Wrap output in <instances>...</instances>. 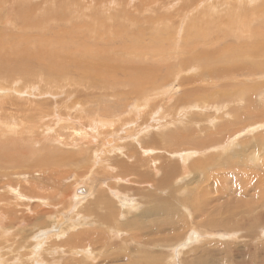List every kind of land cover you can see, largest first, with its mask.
Wrapping results in <instances>:
<instances>
[{
    "label": "rangeland",
    "instance_id": "rangeland-1",
    "mask_svg": "<svg viewBox=\"0 0 264 264\" xmlns=\"http://www.w3.org/2000/svg\"><path fill=\"white\" fill-rule=\"evenodd\" d=\"M186 1L190 0L152 1L156 3H150L151 0H0L2 264H66L72 256L60 254L59 249H65L68 243H76L79 239L85 240L86 235L95 233L98 227L101 231H106L98 225L100 218L97 216V212L106 214L105 201L113 206L115 211H120V223L128 222L135 215L142 220L140 227L143 230L136 232L135 241L143 243L147 238H151V242L157 244V240L166 238V241L169 240L167 242H171L168 247L163 242V249L158 244L152 246L153 257L150 263L158 259L159 253L163 255L166 251L167 264H175L171 259L177 264H264V90L262 94H258L256 90L249 92L250 88L260 87L264 81V49L260 52L262 54L252 51H248V54L236 50L226 54L220 50L205 56L199 52L200 55L196 56L198 60L194 58L190 63L184 50H181L183 54L179 53L187 43L177 37L179 33L186 38L185 29L183 30L185 26L181 29V22H188L187 35L190 36L187 38L191 40L188 43L192 44L196 32H192L195 29H190L189 25H195L196 14H206L211 6L222 14L226 6H223V0H208L210 3L199 4L198 12L194 14L192 7L197 0H192L187 13L183 8ZM210 16L211 13L204 16L203 22H208L207 18H211ZM254 21L252 26L257 28L254 34L258 33L257 37L260 39L254 37V40L250 39L249 42L248 39L246 42V38L243 40L244 34L241 39L246 44L243 41L240 43H250V46L251 42L254 44L259 41L264 44V19L259 18L258 23ZM204 26L209 27L208 24ZM212 33L215 34V31L212 30ZM216 33L219 34L218 31ZM221 36L222 33L219 34V37ZM234 43H231L233 47L230 43L224 46L226 49L239 48ZM193 45L195 46V42ZM217 45L218 43L203 47L208 49ZM250 47L254 48L252 45ZM180 54L182 59L179 58ZM131 59L135 72L130 71V65L126 63ZM174 62L189 65L183 71L179 63ZM138 64H144L145 67ZM157 64H160V67L156 78L158 77V81L169 92L168 96L158 94L153 98L155 107L141 110L143 112L140 115L145 116L146 120L140 115L133 118L132 113L135 112L129 106L124 109L122 106H114L121 93H127L120 97L121 103H131L130 106H133L137 101L143 105V100L139 101L137 95L131 91V84L137 81V75L144 72L143 68H149L153 74ZM168 65L177 66L170 75H167ZM198 76L200 78H197ZM177 78L197 80L194 87L201 85L204 91L197 93L191 85L182 88L184 86L180 87L182 83L176 81ZM172 81H175L174 85L170 84ZM177 83L181 84L178 86ZM227 83L230 85L227 91L233 95L230 96L233 99L228 107L215 114L213 109L205 110L207 104H202L204 108L200 110L199 106L197 116L193 117L195 121L201 122L193 127L186 123L190 122V116L187 117L189 120L186 118V122L180 117L181 127L175 121L172 130L179 127L187 130L183 133L184 139L180 145L173 147V150L181 151H170V157L164 156L178 164L176 173L167 168V171H171L170 176L180 178L177 179L179 182L175 181L178 183H175L176 189L173 190L171 184L166 185L170 187V191L165 195L175 191L173 201L160 204L159 198L154 199L149 195L159 193L155 187L162 177L159 173L153 175L152 167L155 162H151L155 157L163 156L167 145L161 140L159 147L164 146L165 149L153 150L151 144H145V140L144 150L150 153H144L138 158L137 154L134 155V150L138 146L136 139L140 137H130L136 132L153 134L159 127L169 130L163 126L170 113L175 109L177 111L180 101L212 103L214 101L208 97L213 92L218 95L219 92L225 91L223 86ZM232 86H244L245 94L253 97V114H245L239 107L241 101H235L239 98V94L236 97L239 92L230 89ZM184 91L189 94L187 99H184ZM217 97H220L217 102L224 98L222 95ZM151 99L152 95L146 97L147 105ZM218 104L220 107L221 104ZM234 107L239 110L240 122L228 125L220 141L207 137V133L211 135L221 123L225 124L227 120L232 122L231 117L235 114L231 113L230 118L225 114ZM28 108H35L37 112L26 111ZM84 108H88V112ZM91 110L96 112L93 111V114ZM124 110L127 114L130 113L131 117L127 115L130 128L125 130L134 132H128L127 136L116 144L117 147L119 144L122 146L121 154L111 157L115 154L111 153L106 158V170L103 162L95 164V159H90V153L93 154L92 147H96L98 143L82 145L88 140L72 134V130H79L81 134H94L93 130H99L101 137H110V133L116 128H111L107 123L112 121L114 124L117 119L121 120L123 115L116 119L114 117ZM78 115L84 120L80 121ZM173 116L176 120V116ZM92 118L94 122H90ZM215 118V124H207V119ZM200 129L202 133L185 141L191 131L196 130L194 132L197 133ZM56 135H60L57 138L62 137L64 145L73 141L75 147L54 152L53 148H65L51 141ZM200 141L201 148L212 144L208 155L187 157L188 152L195 155L198 150L196 144ZM213 148L217 150L214 151ZM130 153V157L124 156ZM172 154L177 156L172 157ZM117 158L125 165L138 162L139 175L130 171L133 172L130 177L126 175L122 178L121 174L117 177L114 173ZM200 162L203 164H199ZM196 163L198 165L194 167ZM89 170H93L101 184L93 197L75 205L70 198L72 188ZM180 186L183 190L177 189ZM100 200L103 201L99 210L95 205ZM164 213L172 217L174 230L165 232L164 229V234H158L154 228H148L158 224L153 220L165 218ZM81 217H90L93 221L88 224L82 221L77 225ZM73 223H76L74 228ZM193 230L197 233L198 242L185 247L186 234ZM42 231L45 233L39 235ZM125 231L127 234H123L121 239L130 237L131 230ZM140 234L142 240L139 238ZM112 242L119 243V238ZM100 244L102 242L87 250L88 253L91 251L89 254H92L90 259L93 261L88 262L103 264L104 257L109 262L108 259L112 256L119 257L117 253H124L123 249H114L115 252L111 250L110 242L107 243L109 247H102L103 244ZM123 248L127 250L126 245H123ZM86 261L80 264H85ZM124 261L125 254H122L115 264H125ZM136 264H142V260L137 259Z\"/></svg>",
    "mask_w": 264,
    "mask_h": 264
},
{
    "label": "bare ground",
    "instance_id": "bare-ground-1",
    "mask_svg": "<svg viewBox=\"0 0 264 264\" xmlns=\"http://www.w3.org/2000/svg\"><path fill=\"white\" fill-rule=\"evenodd\" d=\"M153 0H151L150 3H156V2H152ZM192 2V0H190L189 2H185L184 3V9L186 10V13L189 11V6L191 5L190 3ZM208 0H197L196 3H195V6L192 7L194 9L193 13H197L198 12V6L199 4L201 5H204L205 3H207ZM223 6H226L223 10H222V14H220V11H216L214 10V7H209V9L206 11V14H204L202 11V13H197V18L195 20L194 18V22L195 25H192L190 24L189 25V28L190 29H195L194 31L192 32H196L195 33V37H193V42L192 44L188 43V41L190 42L191 40L187 37L190 36V34L187 35V32H188V22H181V29L183 28V26H185L183 28V30L185 29V32L184 34L186 35L185 37L186 38H183L182 34L177 35V37L179 39H182L184 40L185 42L187 43H183L184 46L182 49L179 50V53H182L183 52L181 50H184V53L188 54V56L186 58L189 57V62L191 63L194 58L197 59L196 56H199V52L202 54V55H208V54H215V53H218V51L222 50L224 53L228 54L231 52V50H236L239 51V52H247L248 51H252L253 53H260L262 49H264V44L263 43H260L258 41V43H254L252 44L251 42V45L254 47V48H251L249 46L250 43H247L248 45H245L246 42H248V39H249V42H250V39H253L254 40V37L256 38L258 35V33L254 34L255 33V29L257 28H253L252 26V22L253 20L256 21V23H258V19L259 18H263L264 19V0H223L222 1ZM210 3V2H208ZM215 3V2H214ZM218 3V2H217ZM158 4V3H157ZM213 4V2H212ZM211 4V5H212ZM216 4V3H215ZM146 5V4H145ZM156 5V4H155ZM154 5V6H155ZM159 5V4H158ZM153 6V7H154ZM162 6V5H161ZM183 6V5H182ZM182 8V9H183ZM156 9V8H155ZM220 9V8H219ZM259 9V10H258ZM173 10V9H172ZM152 11V10H150ZM157 11V9H156ZM169 11V10H168ZM210 11V12H209ZM216 11V12H215ZM192 13V14H193ZM211 13V18H207L209 19L208 22H203V18L204 16H209ZM263 13V14H262ZM190 14V13H189ZM255 14L257 16H255ZM193 16V15H192ZM206 20V19H205ZM168 21V20H167ZM178 21V20H177ZM254 21V22H255ZM179 24V23H178ZM205 24H208L209 27H205L204 25ZM264 24V23H263ZM259 25V24H257ZM261 25V24H260ZM257 27V26H256ZM187 29V31H186ZM221 29V30H220ZM253 29V30H252ZM212 30L215 31V34L212 33ZM216 31L220 33H222V36L219 37V34L216 33ZM254 31V32H253ZM264 31V30H263ZM181 32V33H183ZM260 33V32H259ZM244 34H245V37H244ZM194 35V33H193ZM262 35V34H261ZM247 36V37H246ZM244 37V38H243ZM260 37V36H259ZM264 37V36H263ZM241 38H243V40H245V38L247 39L246 42H244ZM256 39H260V38H256ZM263 38H261L262 40ZM240 41H243L245 44H243V42L240 43ZM263 41V40H262ZM261 41V42H262ZM195 42V46L193 45ZM232 42H235L234 44L238 45L239 48H227L226 49V44L228 43H232ZM218 45L216 47H208L207 48H204L203 46H206V45H215L217 44ZM173 44V43H172ZM178 44V43H177ZM179 45V44H178ZM232 45V44H231ZM249 46V47H248ZM185 47V48H184ZM202 47V48H201ZM233 47V45H232ZM171 48V46H170ZM180 48V47H179ZM198 48H201L200 50H198ZM175 50V49H173ZM170 52L172 53V50H170ZM168 54V53H167ZM180 54L179 55V58L180 56L182 55ZM249 54V53H248ZM262 54V53H260ZM154 55V54H153ZM258 55V54H257ZM156 56V55H154ZM178 56V55H177ZM160 57V56H159ZM228 57V56H227ZM192 58V59H190ZM257 58V57H256ZM259 58V57H258ZM155 59V58H154ZM182 59V58H180ZM262 59V58H261ZM153 60V59H152ZM157 60V59H156ZM155 60V61H156ZM170 60V59H169ZM174 59L172 58V61ZM177 60V59H176ZM188 60V59H187ZM198 60V59H197ZM258 60V59H257ZM264 60V59H263ZM127 61V60H126ZM133 59H131V61L129 62H126V63H129L130 67H129V70L132 71V72H135L134 71V64H133ZM158 61V60H157ZM261 61V60H260ZM181 62V61H180ZM180 62H174V63H179V67L185 71L186 70V67L188 68V61L186 64H180ZM124 63V61H123ZM147 62H145L146 64ZM169 63V61H168ZM173 63V64H174ZM182 63V62H181ZM185 63V62H184ZM235 63V62H234ZM252 63V62H251ZM255 63V62H254ZM172 64V65H173ZM260 64V63H259ZM128 65V64H127ZM139 65V64H138ZM144 65V64H143ZM143 65H139L140 67H145ZM171 65V64H170ZM255 65V64H254ZM137 67V66H136ZM159 67H160V64H157L156 66V71H153V74L150 73V70L149 68L146 69V68H143V73H141L139 76L137 75L136 79L137 81L135 80V82H132L131 86H132V90L134 93H132L130 91L131 94H134V95H137V99H139V101H142L144 102L143 105L138 104L137 101H135V105L133 106H130L131 103H121V99L120 97L121 96H124V95H127V93H121L119 94V98H118V101L115 102L117 103L116 106L117 108L119 106H122L123 109L124 108H127V106H129V108L135 112V113H132L133 114V118L137 117L138 115H140L143 111H141L142 109H148V108H152V107H155L154 104H153V98L158 95V94H162V95H166L168 96V90L166 88H164V85H161V83L158 81V77L156 78V74H159ZM177 66L175 67H170L168 65V69H169V73L167 75H170L172 73V70L173 69H176ZM195 66H193L194 68ZM154 68V66H153ZM179 68V69H180ZM260 69V67H259ZM254 71V70H253ZM155 72V73H154ZM257 72V71H256ZM148 73H150V76H148ZM177 73V70H175V74ZM264 74V71L262 72ZM261 73V74H262ZM183 74V73H182ZM189 74V73H188ZM260 74V75H261ZM131 75V74H130ZM167 75L165 76V78L168 80V77ZM178 75V74H177ZM195 76V75H194ZM196 77V76H195ZM250 77V76H249ZM197 78H200V76H198ZM170 79V78H169ZM177 78L176 81H180L182 83V85L178 84V86L180 85L181 86H184L182 88H186V85H191L193 90L197 93L199 92H203V88L201 87V85H199L197 88L194 87V84L196 83L197 80H191L192 78ZM174 82L175 81H172V83H170L171 85H174ZM137 83V84H135ZM139 83V84H138ZM223 86V85H222ZM230 85L227 83L223 86L224 90L225 91H222V92H219L218 95L219 96H223L224 98L223 99H220L219 102L218 99L220 97H217V93L216 92H213L209 97L208 99L209 100H212L214 102L212 103H209V102H205L203 101L202 103H199L198 101H192V100H187V101H184L183 103H181L182 101H180L179 105L177 106V111L179 110V108H181L179 110V112L176 111V109L174 110V112L170 113L169 117H167V120H166V124L163 126V127H167L169 130H162L160 127L158 128V130H156V132H154L153 134L150 133H139V132H136V134H134L133 136H131L134 132V130H130V131H126L125 129L128 130L127 127L130 128V113L129 114V118H128V114L126 113V111L124 110L123 113H120L119 115H116L114 118L116 119L117 117L119 118V116L123 115L121 118V120L117 119L116 123H112L109 122L107 123L108 126H110L111 128H116L115 131H112L110 133V137H101V134L99 132V130H93L94 131V134H81V132L79 130H72V134H75L77 137H80L81 139L83 140H88L85 144H82V145H87L91 142V144H93L94 142H97L98 144L95 145L96 147H92V153H90V159L94 160L95 159V164H98V163H101L103 162V165L104 168L107 170V160L106 158L108 156H110L111 153H115L113 156L111 155V157H114V156H120L121 152H120V144L119 146L117 147L116 144L119 143L120 141H122L126 136H127V133L129 132H132V134L130 135L131 139H134L135 137H140V139H136V144H138V146H136V149L134 150V155L137 154L138 158L140 155L144 154V153H150L149 151L147 150H144V141L147 140L145 144H151V148L153 150H164L165 148H161L159 146H161L160 144V141L161 140H164L165 141V145H167V149L164 151V154L163 156H158V157H155V160H152L151 163H153V161L155 162L154 166L152 167L153 171H154V174L153 175H162L161 178H159V182L157 183L155 189L158 190V194H149L151 195V197L153 196L154 199H160V204H163V203H170V201H173L172 200V196L173 194L175 193V191H172L171 194L167 193L165 195L166 192H169L170 191V187H166L167 184H171L172 187H173V190L176 189L174 188L176 186V184H178L177 182V179L180 178L179 176H177L176 178H174L173 176H170L169 172L170 169H172V171L174 173H176L178 170V164L173 162V160H170L169 157L170 155H168L170 153V151L173 152H178V151H181V150H178V149H174L173 150V147L174 146H178L180 145V142L181 140L183 141L184 139V135L183 133L187 130H183L184 128L180 129L181 127V121H180V117L182 116V120L183 122L185 121L186 122V118L188 116H190V122H186V123H189L191 127H193L194 125L196 124H200L201 121H195L193 119L194 116H197V109H199L201 107L200 110H202L204 107H202V104H207V109L205 107V110H208V109H213L214 110V113L217 114L221 109L225 108V107H228L229 106V103L231 102V100L233 98H231L230 96L232 94L229 93V90L227 91V87H229ZM260 87H254L253 88H250L249 89V92H252L253 90H256L258 94H262V91L264 90V81L261 82V84L259 85ZM235 89L239 92V93H236V97L237 95L239 94V98L236 99L235 101L238 102V100L241 101V106H239L241 109L244 110V113L245 114H253L252 110L254 108V105H253V97L251 95H246L245 94V90L246 88L244 86H232L230 89ZM234 91L232 93H234ZM264 92V91H263ZM0 94H2V91L0 90ZM184 94H185V98L184 99H187L189 94L185 91H184ZM152 95V99L149 101L148 105H147V102H146V97H150ZM213 95H215V97H213ZM233 96V95H232ZM263 96V95H262ZM242 97V99H241ZM264 99V96L262 97ZM141 99V100H140ZM222 100H225V101H222ZM222 101V102H221ZM235 101H234V104H235ZM77 102V101H76ZM134 103V102H133ZM221 104V106L219 107V104ZM233 103V102H232ZM183 104V105H181ZM225 104V105H224ZM232 104V105H234ZM76 105V104H74ZM73 105V106H74ZM81 105V104H80ZM98 105H100L98 103ZM181 105V106H180ZM72 106V107H73ZM103 106V105H102ZM101 106V107H102ZM180 106V107H179ZM200 106V107H199ZM105 107V106H104ZM264 107V106H263ZM41 108V107H40ZM108 108V107H106ZM114 108V107H113ZM43 109V108H42ZM86 109V108H84ZM32 111H35L37 112V109L33 108L31 109ZM29 108L26 110V111H31ZM87 112H88V108L86 109ZM100 110V109H99ZM109 110V109H108ZM115 110V109H114ZM94 112H96L95 110H93ZM91 110V112H93ZM256 111V110H255ZM41 112V111H39ZM74 112V111H73ZM93 112V114H94ZM108 112V111H106ZM114 112V111H113ZM148 112V111H146ZM145 112V113H146ZM151 112V111H150ZM81 113V111H80ZM90 113V112H89ZM231 113H234L235 116L234 117H231L232 119V122L230 120H227V122L225 124H222L218 126V129L217 130H213V133L210 135V133H207V137L210 136V138L212 139H215V141H220L222 138V134L223 132L227 131L225 129L228 128V125H233V124H238L241 120V116L239 114V110L234 107V108H231L227 114L229 118H230V114ZM85 114V113H84ZM88 114V113H87ZM110 114H111V111H110ZM51 115V114H50ZM90 115V114H88ZM97 115V114H96ZM102 115V114H101ZM176 116V120H174V116ZM258 114H255V116H257ZM79 116V115H78ZM99 116V115H98ZM97 116V117H98ZM140 116H143V115H140ZM224 116V115H223ZM80 117V116H79ZM94 117V116H93ZM96 117V118H97ZM145 116H143L144 118ZM165 117V116H164ZM99 118V117H98ZM142 118V117H141ZM142 118V119H143ZM84 118L83 117H80V121H83ZM138 119V118H137ZM140 119V118H139ZM145 119V118H144ZM188 119V118H187ZM88 120V119H87ZM146 120V119H145ZM189 120V119H188ZM216 118L211 120V119H207V124H211V123H214L216 122ZM175 121L177 122V124H179V128H175L174 130H172L175 126ZM90 122H94V119H90ZM88 123V122H87ZM112 123V124H111ZM188 124V125H189ZM215 124V123H214ZM89 125V124H88ZM127 125V126H126ZM129 125V126H128ZM103 126V125H102ZM214 126V125H213ZM201 127V126H200ZM17 128V127H16ZM92 128V127H91ZM61 129V128H60ZM94 129V128H93ZM151 129V128H150ZM203 129V128H202ZM13 130V128H12ZM19 130V129H18ZM125 130V131H124ZM144 130V129H143ZM110 131V130H109ZM140 131V130H139ZM194 131L196 130H193L191 131L189 134H188V138L185 140V141H188L190 139H192V137L198 135V133H202L203 131L200 129L199 132L195 133ZM105 132V130H104ZM103 132V133H104ZM71 135V134H70ZM129 135V134H128ZM58 136L60 135H56L55 139H52L51 141L56 143L57 145H63L65 146V148H62V147H58L59 149L57 148H53L54 152L58 151V152H62L60 151V149H65V150H68V149H72L73 147H75V144H73V141L71 142V144L69 145H64L62 142V137H59L57 138ZM74 136V135H73ZM72 137V136H71ZM147 138H150V140L148 141ZM182 138V139H181ZM128 139V138H127ZM74 140V139H73ZM50 141V142H51ZM130 141V140H129ZM193 141V140H192ZM127 142V141H125ZM226 142V141H225ZM224 142V143H225ZM122 143V142H121ZM135 143V141H134ZM80 144V143H79ZM127 144V143H126ZM129 144V143H128ZM202 144V141L198 142V144H196L197 147V151H195V155H192L190 154L188 151V149L186 150L188 153L186 154L187 157H192V156H196L198 155L199 157L203 156L204 157L206 155H208V153L211 151L209 148H211L212 144L208 145L207 147H200ZM81 145V146H82ZM150 146V145H149ZM77 147V146H76ZM117 147V148H116ZM122 147V146H121ZM124 147V146H123ZM134 147V146H133ZM146 147V146H145ZM149 148V147H147ZM150 148V149H151ZM149 150V149H148ZM151 150V151H153ZM214 151H216L217 149L216 148H213ZM53 152V153H54ZM48 153V152H47ZM156 153V152H155ZM126 154V153H125ZM49 155V154H48ZM130 155H132L131 153L128 155H124L126 157H130ZM156 155V154H155ZM169 156V157H165V156ZM177 155H173L172 154V157H176ZM67 158H69L68 156H66ZM104 157V159H103ZM123 157V155H122ZM151 157V156H150ZM120 159V158H119ZM118 158L116 159V166L115 167V172L117 174V177L119 176V174H121V177L124 178V176L126 175H130V174H133V172L131 173L130 171H134L136 172V174L139 175L140 173V167H138V162L136 164H129V165H125L123 162H121ZM141 159V158H140ZM145 159V158H144ZM142 160V159H141ZM136 161V160H135ZM137 161H139L137 159ZM181 161V160H180ZM143 162V160H142ZM141 162V163H142ZM145 163V161H144ZM143 163V164H144ZM182 163V161H181ZM94 164V165H95ZM199 164H203V162H200ZM153 164H151L152 166ZM196 165H198L197 163L194 164V167H196ZM167 168H170L168 169L167 171ZM147 169V168H146ZM146 171V170H145ZM159 173V174H158ZM109 174V173H108ZM110 175V174H109ZM114 175V174H113ZM148 175V174H147ZM116 176V175H115ZM132 176V175H131ZM152 176V175H151ZM100 177V176H99ZM130 177V176H129ZM135 177H138V176H135ZM147 177V176H146ZM120 178V177H119ZM149 178V177H148ZM147 178V179H148ZM121 179V178H120ZM177 181V182H175ZM141 182V181H140ZM146 182H148L146 180ZM124 183V182H123ZM142 183V182H141ZM176 183V184H175ZM100 181L98 180V177L96 176V174L93 172V170H89L88 173L86 175H84L81 179V181L76 184L73 188H72V192L70 194V198L72 200V202L77 205L81 202H84L86 200H88L89 198L93 197L92 195L96 193L99 185H100ZM137 184V183H136ZM108 185V184H107ZM113 188V187H112ZM178 190H183V187L180 186V188H177ZM118 191V190H117ZM116 191V192H117ZM154 191V190H153ZM112 192V191H111ZM113 195V194H112ZM29 196V195H28ZM102 196V195H101ZM107 196V195H106ZM34 197V196H33ZM123 197V196H122ZM133 197V196H132ZM150 197V198H151ZM17 198V197H16ZM148 199V198H147ZM158 199V200H159ZM114 200H116L114 198ZM124 200V199H123ZM103 200H100L98 202L96 206L97 209L100 210V205L102 203ZM150 201V200H149ZM96 202V203H97ZM118 204V203H117ZM121 204V203H120ZM129 205V204H128ZM104 206H105V210H106V214H101L99 212H97V216L100 218L99 222H98V225H101L102 227H104L106 229V231H101L98 227V230L95 232V233H90L88 236L86 235V238L85 240H82V239H79L80 241H76V243H68L67 245V248L65 249H59L58 252L60 254H64V255H70L72 256L70 258V260L66 263V264H70L72 262H74V264H80L84 261H86L87 263L85 264H94V263H90L88 262L89 260L91 262L92 259H90V255L89 253L91 252H87V250L89 248H91V246H96L97 243H100L102 242V247L104 246H108L107 243H111V250L114 251V249H117L118 251H120L121 249H123V252L124 253H117L119 255V257L122 255V254H125V264H136V260L137 259H140L142 260V264H149L151 259H152V255H151V252H152V246H155L158 244V246H160L161 248L164 247L163 245V242L165 243V245L168 247L170 246L169 244L171 242H167L169 240L166 241V238L164 239H159L157 240V244L154 243V242H151V238H147V241H143V243L139 242V241H135V236H136V232L137 231H142L143 229L140 227V221L142 220H139L136 215L132 217V219L128 220V222H124V223H120V221L118 220V217L120 216V211H115L114 207L109 205L108 203H106V201L104 202ZM122 206V205H121ZM130 206H132L130 204ZM134 206V204H133ZM166 206V205H165ZM124 207V206H122ZM126 208V207H125ZM166 212V211H165ZM152 212H150L151 214ZM79 215V214H78ZM124 215V213H123ZM163 215H165V218H162V219H158V220H153L154 222L158 223V224H162V225H158V224H153L150 225L148 228H154L156 233L158 234H162L164 232V229H165V232L166 230H171L173 229L174 230V224H173V219L172 217H169L167 215V213H164ZM167 217V218H166ZM82 218V217H81ZM177 218V217H176ZM175 219V218H174ZM75 221V219H73ZM79 220V219H78ZM178 220V218H177ZM83 222H86L87 224L88 223H91L93 221L92 218H86V217H83L82 219H80V221L77 223V225L79 223H82ZM150 221V220H149ZM69 222V221H68ZM145 222H148V221H145ZM76 223H73V228L76 226L75 225ZM75 225V226H74ZM234 225L236 227H239V225L237 223H234ZM67 226V225H66ZM100 227V228H102ZM125 229H129L131 230V235L130 237L126 238H122L121 239V236L123 234H127ZM74 230V229H73ZM81 230V229H80ZM145 232V231H143ZM45 232L42 231L39 233L40 234H44ZM63 233V232H61ZM98 233H102V234H98ZM164 234V233H163ZM90 236V237H89ZM49 237V236H48ZM47 237V238H48ZM60 237V236H59ZM40 238V237H39ZM119 238V243H116V242H112L114 241L115 239H118ZM140 240L141 239V234L139 236ZM169 238V237H168ZM46 239V238H45ZM84 239V238H83ZM183 239V238H182ZM198 240V236H197V233L193 231H189L187 234H186V237H185V240H184V246L188 247L189 245H192V244H195ZM201 240V239H200ZM172 242L175 241V240H171ZM83 242H86L85 244H83ZM178 242V241H177ZM123 245H126L127 246V250L123 248ZM108 246V247H109ZM92 248H95V247H92ZM165 248V247H164ZM96 249H99V248H96ZM102 249V248H101ZM163 249V248H162ZM99 251V250H98ZM101 251V250H100ZM99 251V252H100ZM165 251V250H164ZM115 252V251H114ZM166 251L164 252L163 255H160L158 254V259L156 261H154L153 263H150V264H167V256H166ZM109 254V253H107ZM116 254V255H117ZM121 254V255H120ZM94 255V254H93ZM96 256V255H95ZM98 256V255H97ZM178 256V255H177ZM37 257V256H36ZM35 257V258H36ZM68 257V256H67ZM118 256H112L110 259L109 262H107V258L104 257V259L102 260L103 264H115V262L117 261V259L119 258ZM100 258V257H99ZM52 259V258H51ZM96 260V258H94ZM148 259V260H147ZM2 260L4 261V258H2L0 256V264H2ZM40 260V259H39ZM97 261V260H96ZM101 262V263H102ZM171 262L172 263H175L177 264L176 261H174V259H171ZM16 263V262H15ZM36 263V262H35ZM33 262V264H35ZM44 263V262H43ZM42 262L40 264H43ZM96 263V262H95ZM6 264H12L11 262L9 263H6ZM22 264V262H21ZM32 264V263H31ZM51 264V263H50ZM84 264V263H83Z\"/></svg>",
    "mask_w": 264,
    "mask_h": 264
}]
</instances>
